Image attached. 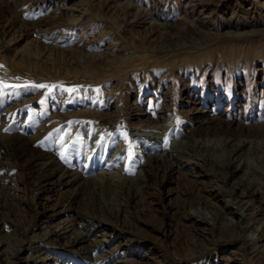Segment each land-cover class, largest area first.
Returning a JSON list of instances; mask_svg holds the SVG:
<instances>
[{"label":"rangeland","instance_id":"1","mask_svg":"<svg viewBox=\"0 0 264 264\" xmlns=\"http://www.w3.org/2000/svg\"><path fill=\"white\" fill-rule=\"evenodd\" d=\"M184 140L250 142L225 187L264 198V0H0V264H264V203L256 229L193 225L225 206L214 168L145 157ZM37 151L71 176L41 180ZM122 166L140 180H97Z\"/></svg>","mask_w":264,"mask_h":264},{"label":"bare ground","instance_id":"2","mask_svg":"<svg viewBox=\"0 0 264 264\" xmlns=\"http://www.w3.org/2000/svg\"><path fill=\"white\" fill-rule=\"evenodd\" d=\"M130 26H132L131 22L128 23L129 28ZM158 130H160V128L157 127V125L155 124H141L138 126L133 125L131 126L129 135L135 139L146 138L147 141L153 139L154 141L152 142V146H154V148H160L161 145H158V143H156L155 141V139L161 138V135L157 132ZM208 144H191L189 143V141L185 140L181 142H171L168 143V147L170 149H165L160 154H148L145 155V157L148 160H151L156 166H162L165 162L170 161V159L174 160V158L177 157L184 158L187 164H194L198 160H207L208 163L201 162V166L209 165L208 168H214L215 172H211V174L213 175V177L216 178V181L219 180L220 182V180H222L223 183V185H220L219 187H225V185L228 184V181L232 177V175L240 171H243V176L249 180L250 173L245 163L247 160V156L250 155V142L248 143L245 141H239L238 143L231 144V141L225 140L219 146ZM24 146H27L26 143L24 144ZM122 148L123 147H120L119 150L114 152L113 156L118 154V152H120ZM200 152H203L204 154H201ZM30 161L31 164L37 166V170L40 174H42V176L39 177L41 178V180L44 179L46 181H52L56 177L57 179L59 178L60 180H64L65 178L71 176L72 170L70 168L60 167V165L53 158L48 156L46 153H42L41 151H37L36 154L31 157ZM123 169L124 168L122 166L118 168V172H111L108 167H105L99 170V172L97 173V180H140L139 178L142 175L141 171H139V175L137 177L127 178L125 176H122ZM171 169L179 171L181 167L175 165L174 167L171 166ZM223 172L225 174L224 177L222 176ZM192 176H194V178L196 179L194 180V182L200 183L202 181L199 173H196ZM197 179H200L201 181ZM249 181H247V183H249ZM247 183L240 182L236 185L225 187V190L223 191L224 196L227 197V200L225 201V206H223V209L221 207L219 212L216 213L215 211L214 217L211 213L209 214V212L197 210L193 212L189 217L190 222L193 225L211 229H215L217 225L220 224L223 225L228 231H234L237 227L241 228L242 231L256 229L257 222L255 214L257 212L252 211V209L250 208L254 202H258L260 205L264 203V198L262 191L257 188L253 189L246 186ZM219 187H207L208 189H206V195L212 197L218 196L221 192ZM44 199L47 200L48 198ZM263 207L261 208L263 209ZM225 211H229L232 214L239 216L236 220L230 217L227 220H224L223 213ZM78 216L79 214L75 213L73 216V220L78 219ZM88 236L89 233H81L79 236L75 237L73 243H76L78 241H88ZM245 239L246 238H243V242L246 241V243H248V241ZM255 243L259 245L260 249L262 248L264 250V234L260 235ZM246 245L254 248V244L250 241ZM262 249L260 251H262ZM253 250V254H257L258 252L260 253V251H257L255 249Z\"/></svg>","mask_w":264,"mask_h":264},{"label":"snow or ice","instance_id":"3","mask_svg":"<svg viewBox=\"0 0 264 264\" xmlns=\"http://www.w3.org/2000/svg\"><path fill=\"white\" fill-rule=\"evenodd\" d=\"M41 87H43V86H41Z\"/></svg>","mask_w":264,"mask_h":264}]
</instances>
